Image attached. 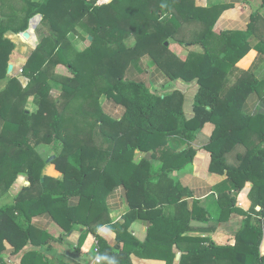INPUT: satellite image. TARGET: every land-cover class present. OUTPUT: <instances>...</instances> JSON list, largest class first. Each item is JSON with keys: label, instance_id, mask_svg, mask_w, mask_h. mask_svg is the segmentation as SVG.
Instances as JSON below:
<instances>
[{"label": "trees", "instance_id": "obj_1", "mask_svg": "<svg viewBox=\"0 0 264 264\" xmlns=\"http://www.w3.org/2000/svg\"><path fill=\"white\" fill-rule=\"evenodd\" d=\"M228 7L198 6L195 0H43L28 13L15 33L26 38L22 31L39 25L38 13L52 29L37 28L40 42H34L23 70L27 86L11 77L0 90V188L8 192L21 173L28 176L15 204L0 207V256L6 241L16 255L28 245L42 247L55 239L31 222L40 214L66 231L83 227L82 237L95 233L96 226L107 223L109 193L123 186L127 219H147L148 235L141 242L126 226V245L115 247L98 236L101 264H133V252L175 264L174 246L182 252L179 264H264V228L253 221V216L264 217V114L246 108L253 93L264 100V78L236 72V64L252 48L264 57V34L258 35L263 16L255 11L245 31L218 33L215 25ZM78 28L93 37L84 50L76 47L72 33ZM9 30L0 27V81L14 47L3 45ZM130 36L136 38L135 54H149L171 80L198 82L193 116L185 113L182 91L159 94L145 81L124 77L122 51ZM254 36L260 37L257 43ZM172 41L202 51H190L182 59L172 51ZM60 64L73 75L58 74ZM103 94L125 106L122 118L105 112ZM31 98L35 111L26 108ZM207 123L215 125L203 145L211 153L210 171L226 173L231 184L220 192L219 219L236 210L246 216L235 235L218 243L193 235L215 232L217 226L200 199L190 204L191 189L173 175L193 163L199 150L194 143ZM176 140L185 147L175 145ZM51 143L50 156L56 155L52 163L64 173L63 180L43 173L47 158L39 146ZM138 151L144 156L137 158ZM71 198L77 200L72 203ZM239 198L247 210L236 205ZM193 220L207 225L193 226ZM21 264L51 263L33 249Z\"/></svg>", "mask_w": 264, "mask_h": 264}, {"label": "crops", "instance_id": "obj_2", "mask_svg": "<svg viewBox=\"0 0 264 264\" xmlns=\"http://www.w3.org/2000/svg\"><path fill=\"white\" fill-rule=\"evenodd\" d=\"M9 0H0V19L2 14H9ZM198 6L210 7L215 4L226 3L229 7L225 9L220 15L214 30L218 33L223 31H245L249 28L252 22V15L255 11H261L263 18L260 19L258 25V35L264 34V0H195ZM13 3L15 1H12ZM11 14V13H10ZM7 34V32H6ZM5 34V36H6ZM259 36H254L253 42L259 41ZM263 36V35H262ZM192 47V46H191ZM176 52V51H175ZM187 54V53H186ZM185 56V55H182ZM187 56V55H186ZM237 71L239 73L251 71L257 78H264V57L255 48H252L245 57H243L236 64ZM14 71V68H13ZM161 80H153V83L159 81L164 85L169 83H177L181 85L180 90L185 96V113L188 117L193 116V105L195 95L199 89V84L196 80L185 81L183 79L171 80L163 71L160 70ZM166 76V77H165ZM164 78H166L164 80ZM189 87V89L187 88ZM191 89V91H189ZM263 94H264V87ZM173 91V90H172ZM171 91V92H172ZM57 91H55L56 93ZM170 92V93H171ZM166 94V93H163ZM191 95V100L188 101V96ZM194 97V99L192 98ZM107 107H103L105 112L114 118L120 119L123 117L125 112V106L117 103L113 99H108ZM247 110L253 112H261L264 114V100H262L256 93H253L246 102ZM215 125L213 123H207L198 135L196 142L194 143L199 147L198 153L195 156L193 163L186 166L184 169L175 171L173 175L186 187L191 189L193 196L187 198L191 204L193 198L200 199L203 204L208 208L212 215L213 223L216 224L217 230L212 233L193 232V235L210 236L211 242H221L228 240L230 235H235L241 228L244 219L246 218L244 212L236 210L231 212L229 216H226L224 220H220L221 216V204L219 203L220 192L229 189L231 185L228 180L226 173H217L210 171L211 153L203 148L213 133ZM175 145L184 148V143L176 140ZM141 158L144 153L137 152ZM43 173L58 179H64V173L56 168L54 163H48L44 167ZM24 176H20L17 179L18 183H22ZM27 182L28 181H24ZM15 183V182H14ZM22 185L19 189L14 187V184L8 192L0 193V207L6 204H15L16 196L24 187ZM18 186V185H17ZM120 189V190H117ZM77 198H71V202L76 201ZM242 203V204H241ZM108 214L106 216L107 223L96 226L95 233L89 232L85 237H82L84 228H74L70 231H66L57 222H55L50 216L45 214L36 215L32 218L31 222L35 225L43 228L44 230L51 233L55 239L50 240L42 247H36L34 245L26 246L19 254H12V245L6 241L7 246L6 252H4L0 258L4 261L0 263L4 264H21L23 255L33 249H39L43 252L51 264H59L60 262L69 264H101L95 262V247L96 239L99 240L98 236L102 238L109 246H124L126 245V235H122L125 231V227L128 226V233H131L133 237L137 238L141 242L145 241L148 235L150 222L144 218H136L130 222L127 219L129 212V203L127 201L126 190L123 186H118L113 189L107 198ZM239 209L247 210L244 207V202L239 198L236 204ZM174 210V206L168 207ZM23 217V216H22ZM26 221V218L23 217ZM253 221L261 222L264 228V217L253 216ZM176 252L175 264H179L182 256V252L174 246ZM178 253H181L180 258H177ZM133 264H166V260L157 258H147L139 256L137 253L131 255Z\"/></svg>", "mask_w": 264, "mask_h": 264}, {"label": "rangeland", "instance_id": "obj_3", "mask_svg": "<svg viewBox=\"0 0 264 264\" xmlns=\"http://www.w3.org/2000/svg\"><path fill=\"white\" fill-rule=\"evenodd\" d=\"M12 1H15V2L13 3ZM94 1L99 3L104 0H94ZM8 3H9L10 11H9V14L7 15L2 14V17L0 19V23H1L0 27H2V29L3 28L10 29L9 31H7L6 36H4L3 38V41H4L3 45L5 46V48L10 49L12 43L14 47L11 48L12 50H11V54H10L9 61H8L7 75L0 81V90L6 86L8 78H11V77H17L23 87L27 86L29 79L23 74V70H24L25 65L29 63L32 57V54L35 51L34 42H37V41L40 42L39 40L40 32L37 33V28L40 25L41 27H43V29L45 28L46 30L51 28L50 23H48L47 21H43L42 20L43 15L41 13H38V14H41V18H42L39 25L38 24L33 25L31 26V28L28 27L29 29L27 28L28 30L26 29L27 31L24 32V35L26 36V38H24L21 35H18L21 32L15 33V30L24 26L28 13L38 9L39 6L43 3V0H9ZM185 29L187 33V27ZM78 30L75 29L72 31V33L76 35L75 37V42L77 45L76 47L79 50H84L89 45V39L91 35H89L86 31H83L80 28H78ZM90 40L92 41L93 37ZM5 41H9V42H5ZM135 44H136V38L134 36H130L125 40L126 49H125V52L122 51L123 53L122 55L124 57V61H122V65H126L125 66L126 69L124 70V77L145 81L148 83V85L151 87L152 90H154L155 92L159 94L170 93L172 90L174 91L180 88L181 85H178L175 82L169 83L168 85H164L163 83L161 84L159 83V81L153 83V80L154 81L156 79L161 80L162 72H160L158 65L155 63V61L149 54H142V53L135 54V52L132 50ZM170 47L172 51H176V53L182 59H185L186 55H188L190 51H200V52L202 51V48L200 46L193 45L191 47V45H187L186 43L181 44L175 41H172ZM182 55H185V56H182ZM10 64L13 65L14 71L9 70ZM55 70L60 75H68V76L73 75L72 72L68 69V67L64 64H60L58 67H56ZM86 73H88V71ZM165 79L166 78H164V80ZM51 82L53 83L56 89L60 87V83H58L57 81H51ZM187 88L189 89V87ZM189 91H191V89ZM109 98L110 97H108L107 94H103L101 96L100 102L102 103L103 107H107V102L109 101L108 100ZM192 98L194 99V97ZM189 100H191V95L188 96V101ZM32 101L33 99L31 98L28 104L26 105V108L29 110L35 111L37 107L34 105ZM1 124L2 122L0 121V125ZM52 149H54L52 143L51 144H41V146H39V150L45 159L46 158L48 159L50 157V153L52 152ZM136 157L139 158L140 154L137 153ZM20 176H24V179H25V180H22V183L17 182V179ZM27 177L28 176L26 174L21 173L15 180L13 188L17 187V189H19L25 183L27 185L28 183L24 182V181H28ZM2 192H3V189L0 188V193ZM1 201L2 200L0 199V202ZM173 209L175 210L176 208L174 207ZM21 219H23V217Z\"/></svg>", "mask_w": 264, "mask_h": 264}, {"label": "water", "instance_id": "obj_4", "mask_svg": "<svg viewBox=\"0 0 264 264\" xmlns=\"http://www.w3.org/2000/svg\"><path fill=\"white\" fill-rule=\"evenodd\" d=\"M38 15L41 16V14H38ZM33 18H35V17H33ZM33 18H32V19H33ZM32 19H31V20H32ZM41 19H42V18H41ZM31 20H30V22H31ZM26 31H27V30H25V31H23V32H26ZM90 39H92V36H90ZM166 44L168 45L169 42H166ZM9 70H10V71L13 70V65H12V64H10V66H9ZM55 157H56V155H52V156H50V157L47 159V162H48V163H51V162L55 159ZM27 180H28V177H27ZM185 198H187V197H185ZM191 224H192L193 226H205V225H207L206 222H202V221H198V220H193V221L191 222ZM180 256H181V253H178L177 258L179 259Z\"/></svg>", "mask_w": 264, "mask_h": 264}, {"label": "built area", "instance_id": "obj_5", "mask_svg": "<svg viewBox=\"0 0 264 264\" xmlns=\"http://www.w3.org/2000/svg\"><path fill=\"white\" fill-rule=\"evenodd\" d=\"M117 190H120V189H117ZM95 262H97V263H101L102 262V258H101V255H100V245H99V242H98L97 239H96V247H95Z\"/></svg>", "mask_w": 264, "mask_h": 264}]
</instances>
